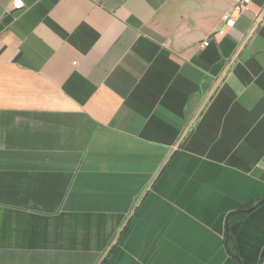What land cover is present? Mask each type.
I'll return each instance as SVG.
<instances>
[{"label": "crops", "instance_id": "obj_1", "mask_svg": "<svg viewBox=\"0 0 264 264\" xmlns=\"http://www.w3.org/2000/svg\"><path fill=\"white\" fill-rule=\"evenodd\" d=\"M22 1L0 0V264H264V0L224 35L237 0Z\"/></svg>", "mask_w": 264, "mask_h": 264}, {"label": "built area", "instance_id": "obj_2", "mask_svg": "<svg viewBox=\"0 0 264 264\" xmlns=\"http://www.w3.org/2000/svg\"><path fill=\"white\" fill-rule=\"evenodd\" d=\"M250 0H237L224 14L223 24L220 30L217 32V35H224L228 29L235 27L238 16L247 10ZM24 8V3L22 0H13L10 9L15 11L22 10ZM261 15H258V19ZM209 40L204 41L201 44V48L205 49L209 46Z\"/></svg>", "mask_w": 264, "mask_h": 264}, {"label": "water", "instance_id": "obj_3", "mask_svg": "<svg viewBox=\"0 0 264 264\" xmlns=\"http://www.w3.org/2000/svg\"><path fill=\"white\" fill-rule=\"evenodd\" d=\"M263 203H264V198H263L262 200H260V202L256 205V207L262 205ZM253 210H254V208H251V209H248V210H239V211H236V212H232V213H230V214L228 215V218H227V228H228L229 220H230V218H231L233 215L240 214V213H243V212H251V211H253ZM228 252H230V251L228 250ZM239 263L241 264V262H239Z\"/></svg>", "mask_w": 264, "mask_h": 264}, {"label": "trees", "instance_id": "obj_4", "mask_svg": "<svg viewBox=\"0 0 264 264\" xmlns=\"http://www.w3.org/2000/svg\"><path fill=\"white\" fill-rule=\"evenodd\" d=\"M249 209H251V208H249ZM228 243V242H227ZM231 253V252H230ZM231 255H232V257H234L235 259H239L238 257H236L233 253H231ZM239 261V260H238ZM240 262V261H239Z\"/></svg>", "mask_w": 264, "mask_h": 264}]
</instances>
